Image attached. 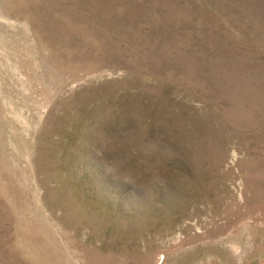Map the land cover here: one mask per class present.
I'll use <instances>...</instances> for the list:
<instances>
[{
    "label": "rangeland",
    "instance_id": "1",
    "mask_svg": "<svg viewBox=\"0 0 264 264\" xmlns=\"http://www.w3.org/2000/svg\"><path fill=\"white\" fill-rule=\"evenodd\" d=\"M0 264H264V0H0Z\"/></svg>",
    "mask_w": 264,
    "mask_h": 264
}]
</instances>
